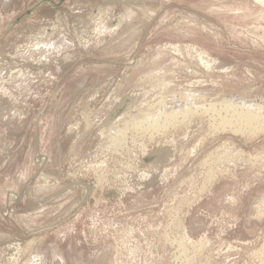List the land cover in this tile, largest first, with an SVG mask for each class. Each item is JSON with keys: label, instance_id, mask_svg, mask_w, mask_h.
Here are the masks:
<instances>
[{"label": "rangeland", "instance_id": "1", "mask_svg": "<svg viewBox=\"0 0 264 264\" xmlns=\"http://www.w3.org/2000/svg\"><path fill=\"white\" fill-rule=\"evenodd\" d=\"M245 102L257 0H0V264H264Z\"/></svg>", "mask_w": 264, "mask_h": 264}, {"label": "bare ground", "instance_id": "2", "mask_svg": "<svg viewBox=\"0 0 264 264\" xmlns=\"http://www.w3.org/2000/svg\"><path fill=\"white\" fill-rule=\"evenodd\" d=\"M257 1H259V3H261L262 5H264V0H257ZM228 99V98H227ZM231 100V99H230ZM230 100H224L222 103H223V105L225 106V108H228V107H231V106H233L232 105V103H230V102H233V101H235V100H233V101H230ZM239 101V100H238ZM237 101V102H238ZM240 102V101H239ZM242 102V101H241ZM236 103V102H235ZM244 103V102H243ZM243 103H241V104H243ZM238 104V103H237ZM237 104H235V105H237ZM184 105V104H183ZM179 106V105H178ZM240 106V105H239ZM245 106V107H244ZM244 106H242V107H244L246 110H244L243 112L241 111V113H239L238 112V119H239V121L241 120V121H243V125L245 124V125H247V124H251L250 122H252L253 120L254 121H256V120H258V119H262L263 117H264V112H262L261 111V107L258 105V104H254L253 102H245V104H244ZM237 107V106H236ZM236 109V108H235ZM185 111V110H184ZM195 111V110H194ZM212 113V112H211ZM155 115L156 114H148L147 115V117L146 118H150V119H152V118H155ZM220 115V114H219ZM146 116V115H145ZM157 117V116H156ZM145 118V117H144ZM131 119V118H130ZM159 119V118H158ZM157 119V120H158ZM160 120V119H159ZM223 120H224V118H223ZM263 120H264V118H263ZM263 120H261V121H263ZM241 121H240V123H241ZM153 122V121H152ZM152 122H151V124H152ZM158 122V121H157ZM223 122V124L224 123H226V122H228V120L227 121H222ZM222 122H221V124H222ZM138 125V124H137ZM153 125H154V127L153 128H157L158 126V124H156V121H154V123H153ZM168 125V124H167ZM163 130V129H162ZM124 138V137H123ZM118 139V138H117ZM114 141H115V139H114ZM118 141H119V139H118ZM118 141L116 142V143H118ZM120 142V141H119ZM216 152V151H215ZM202 164V163H201ZM180 222V221H179ZM182 247V246H181ZM182 249H183V247H182Z\"/></svg>", "mask_w": 264, "mask_h": 264}, {"label": "water", "instance_id": "3", "mask_svg": "<svg viewBox=\"0 0 264 264\" xmlns=\"http://www.w3.org/2000/svg\"><path fill=\"white\" fill-rule=\"evenodd\" d=\"M120 110H121V109H117L115 113H118V112H120Z\"/></svg>", "mask_w": 264, "mask_h": 264}]
</instances>
